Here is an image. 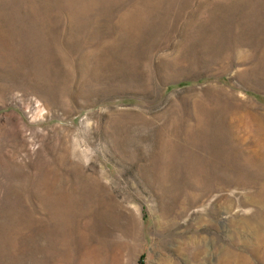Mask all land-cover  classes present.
Returning <instances> with one entry per match:
<instances>
[{
	"label": "rangeland",
	"instance_id": "obj_1",
	"mask_svg": "<svg viewBox=\"0 0 264 264\" xmlns=\"http://www.w3.org/2000/svg\"><path fill=\"white\" fill-rule=\"evenodd\" d=\"M223 257L264 264V0H0V264Z\"/></svg>",
	"mask_w": 264,
	"mask_h": 264
},
{
	"label": "bare ground",
	"instance_id": "obj_2",
	"mask_svg": "<svg viewBox=\"0 0 264 264\" xmlns=\"http://www.w3.org/2000/svg\"><path fill=\"white\" fill-rule=\"evenodd\" d=\"M197 255L196 256H199V254L201 253V251H200V249H198L197 248ZM245 258V257H244ZM244 258H243V260H244ZM228 259H227V257H223L222 259H220V261H219V263L218 264H228ZM236 264H244V261H242V262H238V263H236Z\"/></svg>",
	"mask_w": 264,
	"mask_h": 264
}]
</instances>
